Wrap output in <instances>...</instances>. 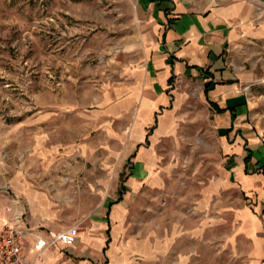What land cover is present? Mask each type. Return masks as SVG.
<instances>
[{
	"label": "rangeland",
	"instance_id": "374dc122",
	"mask_svg": "<svg viewBox=\"0 0 264 264\" xmlns=\"http://www.w3.org/2000/svg\"><path fill=\"white\" fill-rule=\"evenodd\" d=\"M152 38L133 0H0L2 222L20 215L45 229L85 231L105 197L117 198L132 157L129 107L120 103ZM232 61L249 74L252 119L264 140V44L237 46ZM192 107L193 129L158 144L150 177L168 181L127 202L128 240L165 238L167 228L214 217L206 210L216 201L203 204L200 188L221 173L219 142L204 106ZM30 196L45 203L32 208Z\"/></svg>",
	"mask_w": 264,
	"mask_h": 264
},
{
	"label": "crops",
	"instance_id": "0c3cea01",
	"mask_svg": "<svg viewBox=\"0 0 264 264\" xmlns=\"http://www.w3.org/2000/svg\"><path fill=\"white\" fill-rule=\"evenodd\" d=\"M133 1L153 27V42L145 48L140 75L127 79L128 97L120 103L130 114L126 181L117 198L109 194L90 214L85 231L78 224L45 229L23 219L29 233L26 256L34 264H264V140L252 119L249 74L232 61L237 46L264 44V0ZM195 101L204 106L219 142L221 173L200 188L203 204L216 202L207 210L197 208L214 217L181 230L167 228L165 238L151 242L128 240L127 202L144 186L168 181L150 177L158 144L183 128L193 129ZM30 200L32 208L45 203L41 197ZM70 227H76L73 244L50 246L36 259L37 236Z\"/></svg>",
	"mask_w": 264,
	"mask_h": 264
},
{
	"label": "built area",
	"instance_id": "2783aa9c",
	"mask_svg": "<svg viewBox=\"0 0 264 264\" xmlns=\"http://www.w3.org/2000/svg\"><path fill=\"white\" fill-rule=\"evenodd\" d=\"M262 5L264 8V2ZM75 233L76 227H70L57 232L48 231L45 237L37 236L33 245L36 259L50 246L73 244L76 240ZM28 234L26 223L20 215L3 222L0 227V264H34L26 256Z\"/></svg>",
	"mask_w": 264,
	"mask_h": 264
}]
</instances>
